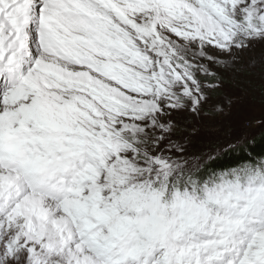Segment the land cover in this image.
<instances>
[{"label":"snow or ice","instance_id":"1","mask_svg":"<svg viewBox=\"0 0 264 264\" xmlns=\"http://www.w3.org/2000/svg\"><path fill=\"white\" fill-rule=\"evenodd\" d=\"M257 54L264 0H0V264H264V152L193 146Z\"/></svg>","mask_w":264,"mask_h":264},{"label":"rangeland","instance_id":"2","mask_svg":"<svg viewBox=\"0 0 264 264\" xmlns=\"http://www.w3.org/2000/svg\"><path fill=\"white\" fill-rule=\"evenodd\" d=\"M225 75L223 88L213 95L212 103L205 110L207 114L198 125L200 135L193 140L196 148L209 140L226 144L241 137L255 139L264 133V127L252 123L264 119V74L259 54L254 68L245 64L239 71ZM228 98L232 99L230 106ZM216 104L223 105L224 111H216Z\"/></svg>","mask_w":264,"mask_h":264},{"label":"trees","instance_id":"3","mask_svg":"<svg viewBox=\"0 0 264 264\" xmlns=\"http://www.w3.org/2000/svg\"><path fill=\"white\" fill-rule=\"evenodd\" d=\"M253 152H264V133L260 134L254 139V143L251 145Z\"/></svg>","mask_w":264,"mask_h":264}]
</instances>
